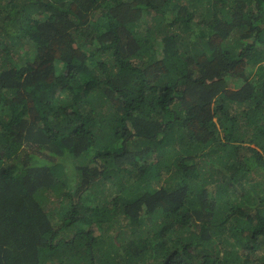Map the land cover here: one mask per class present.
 <instances>
[{
  "label": "trees",
  "instance_id": "trees-1",
  "mask_svg": "<svg viewBox=\"0 0 264 264\" xmlns=\"http://www.w3.org/2000/svg\"><path fill=\"white\" fill-rule=\"evenodd\" d=\"M0 264H264V0H0Z\"/></svg>",
  "mask_w": 264,
  "mask_h": 264
},
{
  "label": "rangeland",
  "instance_id": "rangeland-1",
  "mask_svg": "<svg viewBox=\"0 0 264 264\" xmlns=\"http://www.w3.org/2000/svg\"><path fill=\"white\" fill-rule=\"evenodd\" d=\"M99 6H100V7L98 8V10H99L100 13H102L103 11H105V8H104L105 6H104V4L101 3ZM147 17H148V15H146V16L144 17L142 23L145 22V21L147 20ZM220 178H221V177H220ZM250 178H253V179H255V178H256V179H262L263 176L260 175V174H258V173H256V172H251V173H250ZM92 206H93V205H92ZM92 206H90V208H87V209H89V210L92 209ZM111 231H112V230H111ZM254 244H255V243H254Z\"/></svg>",
  "mask_w": 264,
  "mask_h": 264
}]
</instances>
